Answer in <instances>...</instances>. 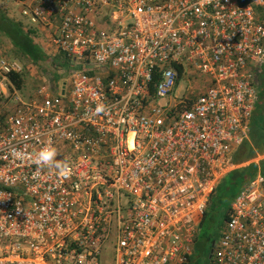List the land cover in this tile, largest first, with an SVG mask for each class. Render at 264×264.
Listing matches in <instances>:
<instances>
[{"label":"built area","instance_id":"built-area-1","mask_svg":"<svg viewBox=\"0 0 264 264\" xmlns=\"http://www.w3.org/2000/svg\"><path fill=\"white\" fill-rule=\"evenodd\" d=\"M14 2L66 55L70 84L25 99L9 78L23 65L1 55L0 104L16 103L0 118V264H101L108 242L115 264L188 263L210 195L240 166L264 0ZM46 145L66 175L36 165ZM211 264H264V174L235 196Z\"/></svg>","mask_w":264,"mask_h":264},{"label":"trees","instance_id":"trees-1","mask_svg":"<svg viewBox=\"0 0 264 264\" xmlns=\"http://www.w3.org/2000/svg\"><path fill=\"white\" fill-rule=\"evenodd\" d=\"M12 1L14 2V0ZM252 1L254 0H239L241 4H246ZM11 9L15 11L12 7ZM11 9H9L10 11L8 12L6 8L0 5V45H9L10 53H13L16 57L27 62L38 63L45 61L48 55L40 42L36 40L38 37L35 35L37 26L31 23L35 25V29L29 27L26 28L27 20L24 17H13L11 15ZM64 60L57 63V65L59 67L63 66L66 69H70L68 63ZM25 70L26 69H23L24 72L22 71L20 73L12 72L9 75L10 80L18 89H21L25 82ZM179 71L180 74H182V67H179ZM256 83L258 97L253 113L248 121L247 137L237 146L232 154L233 163L241 166L227 173L229 174L235 171L240 173V175L235 178V181L236 183L240 181L242 188L258 173L264 174V159L255 161L256 158L264 155V64L257 76ZM216 189L218 190V186L214 189V193ZM229 209L227 210L222 207L216 211L218 215H220L222 223L214 224V232L202 239V229L207 223L209 216V213L206 211L207 209L205 210L199 223V231L195 240L194 253L190 256L189 262L184 264H190L196 254L208 257L211 264V250L214 242L219 239L222 228L226 224ZM208 226L210 227L211 225L208 224ZM205 244H212L210 251H208V246H205Z\"/></svg>","mask_w":264,"mask_h":264},{"label":"rangeland","instance_id":"rangeland-1","mask_svg":"<svg viewBox=\"0 0 264 264\" xmlns=\"http://www.w3.org/2000/svg\"><path fill=\"white\" fill-rule=\"evenodd\" d=\"M0 5L6 8L8 12L10 11L9 9H11L12 7L13 9H15L17 14L15 13L14 10L11 9V15L13 17L16 16L17 18L18 17L22 18V15L20 14L17 5L12 0H0ZM27 27L35 29L34 28L35 25L31 24L28 21L26 22V28ZM35 32H36L35 35H37L38 37L44 38L45 35L41 34L38 28ZM40 44L43 45V43H40ZM49 49L50 48L48 47L47 49L44 48L45 52L48 55L47 59L45 61L38 62V63L27 62L25 60L20 59L19 57H16L13 53H10L9 48L7 47L5 48L6 51L4 50L5 51L4 53H2L3 51L2 52L0 51V58H1V55H5L11 61H16L22 64L24 69H26L25 70L26 72L25 82L21 89L16 88V94L24 97L25 99H28L29 97L36 94L39 87L45 84H52V83L56 84L59 88L65 85L69 88L70 83L68 82L67 78H68L70 70L68 71L65 67L63 66L59 67L57 65V63L61 62L64 59H67L66 55L62 54L61 52L59 54L58 53L54 54L50 52ZM74 67L76 69L81 70L76 65H74ZM74 67H71V69H75ZM100 71H101V68L97 67L92 70V73H99ZM202 88H203L202 86L197 85L187 90V93L191 95L192 97L195 94H199L198 91L202 90ZM15 103L16 101L14 100V95H13L5 103L0 104V118L3 117L9 111V109H12ZM260 158L261 156H259L256 159H260ZM239 175L240 173L236 171L224 175L220 179L218 184L216 185V188L218 186V190L216 189L215 193L213 192L214 194L210 195L209 202L206 208L207 209L206 211L209 213V216H208L207 223L202 229V235H201L202 239L208 236L210 233L214 232V224H218L220 222L222 223V219L216 211L221 209L222 207H224L227 210L231 207L235 196L239 193L240 189L242 188L241 182L239 181L236 183L235 181V178H237ZM124 200L125 198H123V201ZM208 224L211 226L209 227ZM205 246H208V251H210L212 244H209V245L205 244ZM100 263L101 264H115V251H114V247L112 246V242H108V245H106L102 249L101 255H100ZM190 264H210V261L208 257H204L202 255L196 254L193 257Z\"/></svg>","mask_w":264,"mask_h":264},{"label":"clouds","instance_id":"clouds-1","mask_svg":"<svg viewBox=\"0 0 264 264\" xmlns=\"http://www.w3.org/2000/svg\"><path fill=\"white\" fill-rule=\"evenodd\" d=\"M97 111H103L102 107H98ZM56 151L50 145L43 147L35 158V163L37 166H50L57 169L59 174H67V167L56 162Z\"/></svg>","mask_w":264,"mask_h":264},{"label":"crops","instance_id":"crops-1","mask_svg":"<svg viewBox=\"0 0 264 264\" xmlns=\"http://www.w3.org/2000/svg\"><path fill=\"white\" fill-rule=\"evenodd\" d=\"M15 13H16V11H15ZM16 14H17V13H16ZM19 18H20V17H19ZM263 19H264V16H263ZM41 34H44V35H45L44 38L37 37L36 40H37L38 42L42 41V42H40V43H43V44H45V45L47 46V43H46V36H47V35H46V33H41ZM0 47H1V48H0V51H1V52L3 51L2 53H4L5 48H6V47L9 48V45H6V46H5V45L3 44V46L0 45ZM2 53H1V54H2ZM211 251H212V250H211Z\"/></svg>","mask_w":264,"mask_h":264},{"label":"water","instance_id":"water-1","mask_svg":"<svg viewBox=\"0 0 264 264\" xmlns=\"http://www.w3.org/2000/svg\"><path fill=\"white\" fill-rule=\"evenodd\" d=\"M212 252V251H211Z\"/></svg>","mask_w":264,"mask_h":264}]
</instances>
